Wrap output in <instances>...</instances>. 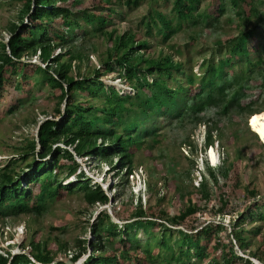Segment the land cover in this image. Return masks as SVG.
<instances>
[{
  "label": "trees",
  "instance_id": "16d2710c",
  "mask_svg": "<svg viewBox=\"0 0 264 264\" xmlns=\"http://www.w3.org/2000/svg\"><path fill=\"white\" fill-rule=\"evenodd\" d=\"M135 1L129 0L128 5L138 3ZM229 1L243 18V4L250 1ZM199 3L175 0L173 11L182 20L188 19ZM223 14L221 7L220 15ZM157 17L161 26L157 32L167 40L175 31L173 22L162 12H157ZM19 18V23L6 28L10 33L8 41L0 39V101L11 99L8 113L15 114L11 87L20 89L31 71L41 76L53 93L59 92L55 115L60 119L42 122L37 137L28 139L17 157L0 164V221L22 215L42 217L49 203L75 191L83 193L88 207L108 205L112 197L99 184L92 185L77 159L96 158L109 165L125 186L129 176H133L135 157L145 150L149 138L158 143L156 133L164 124H159V120L181 124L191 119L192 123H202L201 115L211 108L218 115L232 113L236 117L263 112L254 102H243L254 74L262 79L264 89V71L260 67L263 60L254 58L249 50L252 32L229 40L226 53L221 46L222 59L217 64L203 61L198 77L192 68L185 71L183 63L171 54L161 51L158 57L145 59L141 51L150 48L147 40L139 41L138 35L130 32L117 36L116 31L108 33L106 26L113 20L112 13L82 9L80 0H24ZM209 18L205 15L203 19L208 25ZM25 20L27 24L23 25ZM152 29L149 27L148 33ZM94 34L108 38L106 57L101 65L87 68L89 52L96 51V46L90 43L87 48L78 41L88 44L87 39ZM27 56H38L44 66L24 62ZM229 68L235 71L231 73ZM117 69L129 80L133 95H122L103 81L106 73ZM171 80L176 84L171 85ZM216 125L217 122L214 127L211 124L205 133L204 153L215 144ZM188 145L191 154H197V144ZM241 159L230 161L227 154L217 170L207 166L209 178L198 184L197 192L189 194L178 213L169 215L162 209H146L139 197V206L130 215L122 207L113 208L115 218L126 223H116L107 210L101 211L90 226L93 241L89 245L86 239L79 238L74 247L62 242L50 249L32 237L28 245L19 246L17 254H12L11 249L0 252V264H53L61 253L76 264L90 248L92 251L82 264H204L208 260L212 264H253L249 259L244 262L236 247L245 250L249 246L250 231L244 225L249 217L264 219V213H257L264 204L259 205L262 196L256 189L247 186L242 191ZM191 161L194 164L195 160ZM145 190L152 192L154 187L147 183ZM240 197L246 201L245 210L237 213ZM156 200L159 208L165 193L159 192ZM226 215L235 217L230 230L223 225ZM178 227L187 232L174 229ZM156 230L160 232L159 247L169 252L163 256L149 244L142 247L137 240L141 232L150 236ZM177 232L179 236L173 238ZM28 248L31 251L27 253ZM252 255L255 257L256 253ZM55 264L68 263L61 260Z\"/></svg>",
  "mask_w": 264,
  "mask_h": 264
},
{
  "label": "rangeland",
  "instance_id": "374dc122",
  "mask_svg": "<svg viewBox=\"0 0 264 264\" xmlns=\"http://www.w3.org/2000/svg\"><path fill=\"white\" fill-rule=\"evenodd\" d=\"M80 1L82 9L93 13H112L113 20L106 26L108 33L116 31L117 36L130 32L138 35L139 41L147 40L150 48L141 51L145 59L158 57L161 51L164 54H171L174 60L183 63L185 71L192 68L198 77L202 72L200 65L203 61L213 60L217 64L222 59L221 46L225 48L226 53L229 40L241 36L244 32H252L253 37L249 43V50L254 58H262L263 64L260 67L264 71V0H249L250 4H243L246 13L243 18L237 15L238 9L234 8L229 0H199L200 3L197 4L198 7L192 17L184 20L173 11L175 0H136L135 2L138 3L131 5H128L129 0ZM23 4L24 0H0L1 40L7 42L10 33L6 28L11 23L20 22L19 16ZM221 7L224 8L223 15H220ZM157 12H162L173 22L175 31L167 40H163V34L157 32V29L161 27ZM205 15L210 17L208 20L211 22L210 25L203 21ZM247 16H249L248 20ZM25 24H27L26 20L23 25ZM149 27L153 28L152 33H148ZM99 36L98 34L90 36L87 39L88 44L78 41L82 44L81 46L87 48L90 47V43L96 46V51L92 52L90 49V63L87 68L101 65V61L106 57L108 38ZM59 52L60 50H57V53ZM23 60L26 63L44 66L38 56H27ZM85 69L83 67V72ZM104 70L103 67L102 72ZM228 70L231 73L235 71L231 68ZM28 73L30 75L20 89L11 87V97L14 98L17 107L16 113H8L11 99L5 98L0 101V164H5L6 161L17 157L24 145L28 143V139L37 137L38 126L42 122L47 119H60L58 115H55L59 92L53 93L41 76L31 71ZM252 78L254 80L251 88L246 91L243 102L245 104L254 102L256 108L264 111L262 79L256 74ZM102 79L106 84L119 89L129 90L131 88L129 80L119 69L106 73ZM175 84L176 81L171 80V85ZM131 94L134 92L132 91ZM61 109L64 111L65 104L61 106ZM201 116L204 121L196 124L192 123L191 119L181 124L159 120V124H164L156 133L155 138L158 143L154 144L152 138H149L145 150L135 157L133 176H129V182L125 186V181L117 178V171L109 165L100 163L96 158L77 159L82 169L92 179V185L98 183V179L101 181L105 178L110 187L107 184L104 185V189L109 191L116 187L109 192L112 201L105 206L88 207L83 193L75 191L70 194L65 193L62 199L49 203L47 212L42 217L22 215L17 219L0 221V252L11 249L12 254H17L20 252L19 246L28 245L32 237H35L36 241L45 242L50 249L57 248L62 242H68L74 247L79 238L86 239L89 245L93 241L90 226L95 223L101 211L107 210L116 223H126L115 218L112 210L117 206L122 207L130 215L134 208L139 206V203L137 205L139 197L146 209L150 207L153 210L162 209L169 215L178 213L180 208L186 204L189 194L197 192L198 184L203 179L209 178L206 152L204 153V138L207 129L211 124L214 127L216 122L215 128H218V133H215L217 134L215 135V150L219 160L214 169L217 170L223 162V156L226 157L227 154L230 161L235 157L242 158L239 166L242 191L247 186L250 189H256L262 196L258 199L260 200L259 205L262 206L264 204V144L251 130L249 116L236 117L232 113L218 115V111L213 108L207 109ZM189 142L197 144V154H191ZM60 146L64 147L62 144ZM191 159L195 160L194 164ZM21 165L23 166L24 163ZM147 183L154 187V191L145 190ZM177 186L180 188L177 189ZM161 191L165 193V200L157 208V194ZM237 201V213H241L245 210L246 201L241 197ZM257 213H264V207L259 208ZM206 216L208 217L209 213ZM234 218L226 215L223 225L230 230L235 221ZM244 226L250 231L248 235L246 234L249 237L247 242L250 244L245 250L237 246L238 256L245 258L244 262L249 259L254 264H264V219L258 218L257 215L249 217ZM174 229L187 232L183 227ZM159 234V230L150 236L141 232L137 240L142 247L149 244L156 254L163 256L169 252L166 248L159 247L157 242ZM176 236H179L178 232L173 238ZM173 238L171 244L174 243ZM134 242H137L136 239ZM159 250L160 252L157 253ZM30 251L31 249L28 248L27 253ZM91 251L90 248L76 264H82ZM175 251H178V247H175ZM253 253H256L255 257H252ZM61 260L68 262L70 256L67 257L66 254L61 253L55 263ZM218 260L222 262V257ZM193 261L196 259L194 258ZM211 261L213 262V259ZM209 262L210 260L204 264Z\"/></svg>",
  "mask_w": 264,
  "mask_h": 264
},
{
  "label": "bare ground",
  "instance_id": "6f19581e",
  "mask_svg": "<svg viewBox=\"0 0 264 264\" xmlns=\"http://www.w3.org/2000/svg\"><path fill=\"white\" fill-rule=\"evenodd\" d=\"M251 130L258 135L260 141L264 144V111L256 113L249 118ZM210 162L215 165L217 163V155L214 150L209 153Z\"/></svg>",
  "mask_w": 264,
  "mask_h": 264
},
{
  "label": "clouds",
  "instance_id": "9594fccd",
  "mask_svg": "<svg viewBox=\"0 0 264 264\" xmlns=\"http://www.w3.org/2000/svg\"><path fill=\"white\" fill-rule=\"evenodd\" d=\"M113 87H115L118 91H120L121 93L123 92V90L124 89H119L118 87H116V86H113ZM130 91V92H129ZM131 92H132V89L131 88H129V90H124V95H127V94H130V95H133V94H131ZM123 95V94H122ZM251 116H253V115H251ZM251 116H249V118H251ZM249 121V120H248ZM258 136V135H257ZM211 150H214V152L216 153V150H215V144L214 145H210V146H208L207 147V149H206V160H207V166H209V167H211V168H216L217 166V164H218V160H219V157L217 156V158H218V160H217V163L215 164V165H213L211 162H210V158H209V153H210V151ZM217 155V154H216ZM211 163V164H210ZM214 166H216V167H214ZM97 183V182H96ZM97 184H99L100 186H102V187H104V185L106 186L108 183L106 182V179L105 178H103L101 181L98 179V183ZM109 185V184H108ZM109 187H110V185H109ZM109 189V188H108ZM105 191L109 194V192H110V190L108 191V190H106L105 189ZM253 264H254V262H253Z\"/></svg>",
  "mask_w": 264,
  "mask_h": 264
},
{
  "label": "water",
  "instance_id": "95a60500",
  "mask_svg": "<svg viewBox=\"0 0 264 264\" xmlns=\"http://www.w3.org/2000/svg\"><path fill=\"white\" fill-rule=\"evenodd\" d=\"M67 263H68V264H73L71 261H68Z\"/></svg>",
  "mask_w": 264,
  "mask_h": 264
}]
</instances>
